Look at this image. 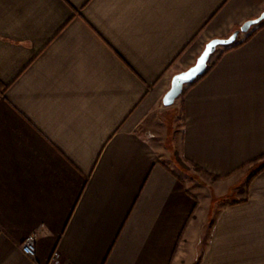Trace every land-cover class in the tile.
<instances>
[{"label": "crops", "instance_id": "0c3cea01", "mask_svg": "<svg viewBox=\"0 0 264 264\" xmlns=\"http://www.w3.org/2000/svg\"><path fill=\"white\" fill-rule=\"evenodd\" d=\"M262 12L0 0V264H264V169L246 185L264 163V25L181 96L172 144L189 179L155 119L172 76Z\"/></svg>", "mask_w": 264, "mask_h": 264}, {"label": "water", "instance_id": "95a60500", "mask_svg": "<svg viewBox=\"0 0 264 264\" xmlns=\"http://www.w3.org/2000/svg\"><path fill=\"white\" fill-rule=\"evenodd\" d=\"M264 19V12L254 19L246 20L238 29L227 37H215L210 39L203 47L195 62L188 68L175 73L171 78L169 89L162 98V104L166 107L173 105L175 100L182 94L185 85L192 83L202 75L208 66L211 56L219 46H228L236 41L240 33H246L249 29Z\"/></svg>", "mask_w": 264, "mask_h": 264}, {"label": "rangeland", "instance_id": "374dc122", "mask_svg": "<svg viewBox=\"0 0 264 264\" xmlns=\"http://www.w3.org/2000/svg\"><path fill=\"white\" fill-rule=\"evenodd\" d=\"M241 34V33H240ZM239 34V37H241ZM223 49V46H219L217 48V50L215 51V53L211 56L210 60H212L217 53H219L221 50ZM180 100H181V96H179L175 102L173 103V105L169 106V107H165L162 105V107L156 112L158 115L156 116V121H162L161 123H163V129H162V134L164 132H166L165 136L168 135L167 140H165L166 144L169 146V148L172 150V152L174 153V157L178 160V155L177 152H175V150L173 149V144H172V138L174 135V130H180L181 128V124H182V112H181V105H180ZM178 104V106L175 108L174 105ZM157 125V124H155ZM152 127L151 129L153 130H158L156 128V126H150ZM160 127L162 128V125H160ZM150 129V128H149ZM161 133V130H160ZM180 166H176V170L185 178L189 179V174L193 173V172H197L198 170L189 165L188 163H184L182 162L180 159L178 160ZM181 167V168H179ZM200 176H203L204 178V174L200 173ZM244 184H240V186L234 190V192H231L230 195L224 197V198H218V197H212L211 198V202L214 204V206L216 207H220L221 205H223L226 202H229L230 200L236 198L238 195H242L244 188H243Z\"/></svg>", "mask_w": 264, "mask_h": 264}, {"label": "trees", "instance_id": "16d2710c", "mask_svg": "<svg viewBox=\"0 0 264 264\" xmlns=\"http://www.w3.org/2000/svg\"><path fill=\"white\" fill-rule=\"evenodd\" d=\"M264 25V19L261 20L258 24H256L257 27H260V26H263ZM255 26V25H254ZM253 27V26H252ZM251 29V28H250ZM256 29H253L251 32H248L246 37L244 39L241 40V38L238 36V38L236 39V41L234 43H232L231 45H228V46H225L223 47V49L216 54V56L212 59V60H209V63H208V66H207V69L206 71L200 75L199 77H197L192 83L188 84V85H185V87L183 88V91H182V95H184V93L186 92V89L188 87H190L191 85H193L195 82H197L201 77H203L208 71L209 69L216 63V61L220 58L221 54L224 53L225 51H227L228 49H231L233 47H236L238 46L239 44H241L248 36H250ZM264 169V163L261 164V166L257 169V171L255 173H252L248 179L246 180V185H248L249 181L252 179V177L257 173L259 172L260 170Z\"/></svg>", "mask_w": 264, "mask_h": 264}, {"label": "built area", "instance_id": "2783aa9c", "mask_svg": "<svg viewBox=\"0 0 264 264\" xmlns=\"http://www.w3.org/2000/svg\"><path fill=\"white\" fill-rule=\"evenodd\" d=\"M35 239H36V234H30L27 237H25V239L22 241L21 243V249L23 250V252L30 256L33 257L34 256V252H35ZM56 256L58 254H55Z\"/></svg>", "mask_w": 264, "mask_h": 264}]
</instances>
